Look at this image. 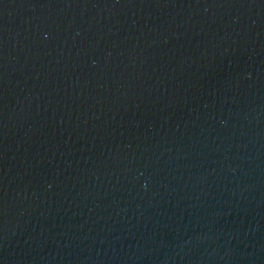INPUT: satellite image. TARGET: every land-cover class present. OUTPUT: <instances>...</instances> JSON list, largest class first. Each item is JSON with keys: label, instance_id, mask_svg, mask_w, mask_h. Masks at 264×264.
<instances>
[{"label": "water", "instance_id": "obj_1", "mask_svg": "<svg viewBox=\"0 0 264 264\" xmlns=\"http://www.w3.org/2000/svg\"><path fill=\"white\" fill-rule=\"evenodd\" d=\"M0 264H264V0H0Z\"/></svg>", "mask_w": 264, "mask_h": 264}]
</instances>
